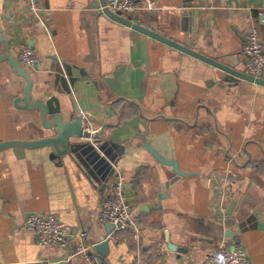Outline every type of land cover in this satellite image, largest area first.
<instances>
[{"label":"crops","instance_id":"crops-1","mask_svg":"<svg viewBox=\"0 0 264 264\" xmlns=\"http://www.w3.org/2000/svg\"><path fill=\"white\" fill-rule=\"evenodd\" d=\"M154 1V10L117 19L101 9L106 0H43L48 34L27 0H0V54L19 61L30 48L32 100L57 97L64 116L92 115L138 229L116 239L99 222L108 193L102 167L92 164L100 184L75 159L53 158L50 147L7 148L0 152V264H83L74 257L83 231L102 264H204L219 245H241L252 264H264V84L248 78L244 52L253 27L264 43V0ZM215 63L243 78L228 80ZM26 86L9 60L0 62V143L51 135L39 110L16 103ZM146 142L186 175L158 162ZM32 213L57 216L72 240L39 245L24 227ZM107 239L103 257L95 246Z\"/></svg>","mask_w":264,"mask_h":264},{"label":"built area","instance_id":"built-area-1","mask_svg":"<svg viewBox=\"0 0 264 264\" xmlns=\"http://www.w3.org/2000/svg\"><path fill=\"white\" fill-rule=\"evenodd\" d=\"M28 9L35 19L36 27L50 33L44 18L45 8L43 0H27ZM157 2L154 0H106L105 6L101 9L108 10L113 15H121L135 10H154ZM244 52L247 56V72L255 81L264 80V43L261 39L260 31L253 27L246 35ZM20 63L25 67H33L36 63L33 51L24 47L18 56ZM0 96L2 90L0 87ZM85 130L91 133L94 141L95 132L91 123H94L91 114L81 111ZM85 140V139H84ZM134 206L128 201L126 195V183L122 176L115 173L114 177L108 182V193L101 202L98 213V220L102 224H112L115 226L113 237L119 239L121 233L128 230H135L138 233L137 225L133 220ZM24 227L29 232H34L38 237L39 245L48 248L66 247L72 240L71 228L61 222L55 215L29 214L24 221ZM87 233L82 232L74 241V257L80 258L83 264H102L91 246L86 242ZM33 264H55L50 259H41ZM204 264H252L251 257L246 248L241 245L234 247L219 245L206 258Z\"/></svg>","mask_w":264,"mask_h":264},{"label":"water","instance_id":"water-1","mask_svg":"<svg viewBox=\"0 0 264 264\" xmlns=\"http://www.w3.org/2000/svg\"><path fill=\"white\" fill-rule=\"evenodd\" d=\"M106 2H104L105 6ZM107 14L114 18H118V15H113L108 10L105 11ZM2 42H5V47L8 48V40L2 36ZM4 52H1L0 62L9 60L14 66L15 72L23 76L27 81V86L23 97H20L17 100V104H23L22 107L28 108L31 110H39L43 119L44 126L51 131V135L47 138L37 141H12V142H2L0 143V152L4 151L7 148L11 147H28V148H40V147H50L53 149V158L62 159L67 156L75 159L77 162L81 163L83 167L89 172V174L95 179L98 183H102L99 178H97L92 164H96V167H102L104 172V183L102 184L103 188L107 187V183L115 175L114 162L115 158L109 156L107 153L108 145L104 146L100 144L99 137H96L94 141H87L91 138V133L88 130H85L83 117L77 114H70L69 116H64L61 102L57 97H50L46 100L38 99L36 101L32 100V87L33 80L31 78L30 72L25 68L17 59L11 55H4ZM216 64V63H215ZM218 67L223 70L228 75V80H233L238 77L243 78V74H239L235 71L230 65L226 63H219ZM57 77L61 81H65V72L63 70L57 71ZM251 81L258 84H264V80L255 81L253 78L248 77ZM49 117L52 119L49 120ZM85 139V140H84ZM144 147L153 154V156L161 164L172 166L174 172L179 175H186L179 168V165L176 161L167 160L159 152L147 142ZM101 151V152H100ZM101 153V154H100ZM103 155V156H102ZM86 156V157H85ZM92 159V160H90ZM92 161V162H91ZM90 162V163H89ZM131 202V201H130ZM234 204L231 206L232 209ZM109 230H114L115 226L112 224H107ZM111 234V232H109ZM110 240L100 242L95 246V249L103 256H108L107 252L109 250ZM169 247L173 251H181L177 246L169 243Z\"/></svg>","mask_w":264,"mask_h":264}]
</instances>
